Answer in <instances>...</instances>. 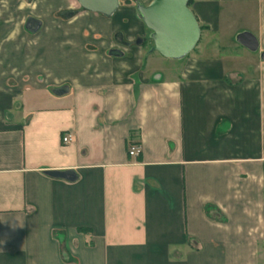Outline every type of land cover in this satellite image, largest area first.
Returning a JSON list of instances; mask_svg holds the SVG:
<instances>
[{
	"label": "crops",
	"instance_id": "obj_1",
	"mask_svg": "<svg viewBox=\"0 0 264 264\" xmlns=\"http://www.w3.org/2000/svg\"><path fill=\"white\" fill-rule=\"evenodd\" d=\"M152 1L0 0V264H264V0H193L180 61L130 43Z\"/></svg>",
	"mask_w": 264,
	"mask_h": 264
},
{
	"label": "water",
	"instance_id": "obj_2",
	"mask_svg": "<svg viewBox=\"0 0 264 264\" xmlns=\"http://www.w3.org/2000/svg\"><path fill=\"white\" fill-rule=\"evenodd\" d=\"M82 10L96 13L106 18L113 17L120 8V0H76ZM190 0H153L149 5L137 4L138 17L150 32V40L153 46L150 53H158L162 57L172 61H180L186 58L198 46L202 30L195 14L189 8ZM42 27L39 20L29 19L26 22V30L37 33ZM115 41L122 46H129L122 34L115 37ZM142 39L137 41L141 45ZM237 42L250 50L256 52L259 49L257 38L244 32L237 37ZM123 52L119 49L110 51L113 57H122ZM264 62V51L261 54ZM66 89L55 90V94L63 95ZM52 177L73 180L71 171H50Z\"/></svg>",
	"mask_w": 264,
	"mask_h": 264
},
{
	"label": "rangeland",
	"instance_id": "obj_3",
	"mask_svg": "<svg viewBox=\"0 0 264 264\" xmlns=\"http://www.w3.org/2000/svg\"><path fill=\"white\" fill-rule=\"evenodd\" d=\"M28 0H25V2H27ZM121 2V4L123 5L124 4V0H121L120 1ZM139 4H140V2H138ZM137 3V4H138ZM142 4V3H141ZM143 5V4H142ZM121 8V7H120ZM120 10V9H119ZM114 18H115V15H114ZM117 19L116 20H119V16H117L116 17ZM6 19H8L7 17H5L4 18V20H6ZM12 24V23H11ZM120 25V24H119ZM122 28L124 27V26H126V28H128L129 27V25L127 26V24H126V22H124V25H120ZM26 27V26H25ZM124 31H125V28L123 29V30H119L114 36H113V39L115 40V37L118 35V34H122V35H124ZM140 39H142L143 41H144V44L143 45H137V41L138 40H140ZM130 43H132V47H142L147 53H149L150 52V50H151V48H152V41L150 40V32L147 30L146 31V33H145V36H141V38H137V39H135V40H133V42H130ZM116 44L119 46V47H121V48H123V46L122 45H120V44H118L117 42H116ZM40 103H42L43 104V102H40Z\"/></svg>",
	"mask_w": 264,
	"mask_h": 264
},
{
	"label": "built area",
	"instance_id": "obj_4",
	"mask_svg": "<svg viewBox=\"0 0 264 264\" xmlns=\"http://www.w3.org/2000/svg\"><path fill=\"white\" fill-rule=\"evenodd\" d=\"M64 144H68L73 141V137L71 135H65L62 139ZM141 154V148L139 146H134L130 149L129 155L131 157H137Z\"/></svg>",
	"mask_w": 264,
	"mask_h": 264
},
{
	"label": "trees",
	"instance_id": "obj_5",
	"mask_svg": "<svg viewBox=\"0 0 264 264\" xmlns=\"http://www.w3.org/2000/svg\"><path fill=\"white\" fill-rule=\"evenodd\" d=\"M192 2H193V0H190V1H189V8H190ZM200 27H201V26H200ZM201 30L203 31V30H204V27H201ZM143 44H144V42H143Z\"/></svg>",
	"mask_w": 264,
	"mask_h": 264
}]
</instances>
